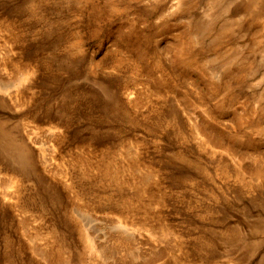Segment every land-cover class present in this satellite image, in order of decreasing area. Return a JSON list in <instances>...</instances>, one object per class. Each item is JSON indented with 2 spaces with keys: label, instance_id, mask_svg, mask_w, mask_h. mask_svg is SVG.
<instances>
[{
  "label": "rangeland",
  "instance_id": "374dc122",
  "mask_svg": "<svg viewBox=\"0 0 264 264\" xmlns=\"http://www.w3.org/2000/svg\"><path fill=\"white\" fill-rule=\"evenodd\" d=\"M0 264H264V0H0Z\"/></svg>",
  "mask_w": 264,
  "mask_h": 264
},
{
  "label": "bare ground",
  "instance_id": "6f19581e",
  "mask_svg": "<svg viewBox=\"0 0 264 264\" xmlns=\"http://www.w3.org/2000/svg\"><path fill=\"white\" fill-rule=\"evenodd\" d=\"M222 24V23H221Z\"/></svg>",
  "mask_w": 264,
  "mask_h": 264
}]
</instances>
